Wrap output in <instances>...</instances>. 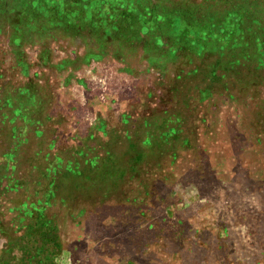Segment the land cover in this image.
I'll return each instance as SVG.
<instances>
[{
    "label": "rangeland",
    "instance_id": "obj_1",
    "mask_svg": "<svg viewBox=\"0 0 264 264\" xmlns=\"http://www.w3.org/2000/svg\"><path fill=\"white\" fill-rule=\"evenodd\" d=\"M0 264H264V0H0Z\"/></svg>",
    "mask_w": 264,
    "mask_h": 264
}]
</instances>
